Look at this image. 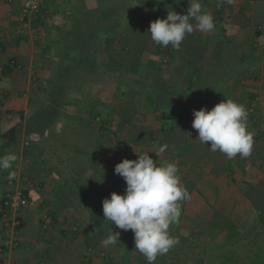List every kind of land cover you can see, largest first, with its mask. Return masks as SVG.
Wrapping results in <instances>:
<instances>
[{
    "label": "crops",
    "instance_id": "1",
    "mask_svg": "<svg viewBox=\"0 0 264 264\" xmlns=\"http://www.w3.org/2000/svg\"><path fill=\"white\" fill-rule=\"evenodd\" d=\"M23 2L0 0V133L15 115L27 118L33 112L54 72L79 61L93 78L71 96L93 106L66 112L73 118L66 120L72 137L85 148L82 154L43 158L26 152L12 162L19 163L12 173L32 185L25 190L28 205L18 211L19 246L8 252V262L147 264L134 248L131 230L110 226L102 213V201L113 192L123 195L126 187L114 174L115 165L142 152H150L157 164L175 163L180 185L190 193L180 202L179 223L169 228L178 244L155 264L264 262L263 0H201L214 31L194 30L179 49L153 44L147 32L167 11L186 14L188 0H44L33 31L19 35ZM112 4L123 7L120 14L111 11ZM74 32L84 44L75 42ZM166 54L169 61L162 64ZM13 60L16 67L4 74L2 68ZM223 99L246 111L254 108L247 119L253 134L247 158L198 150L193 110H211ZM110 230L120 236L105 249L100 241ZM90 248L96 254L87 260Z\"/></svg>",
    "mask_w": 264,
    "mask_h": 264
},
{
    "label": "clouds",
    "instance_id": "2",
    "mask_svg": "<svg viewBox=\"0 0 264 264\" xmlns=\"http://www.w3.org/2000/svg\"><path fill=\"white\" fill-rule=\"evenodd\" d=\"M231 2V0H229ZM186 14L167 11L165 19L150 22L148 34L153 44L179 49L186 35L194 30L214 31L213 17L203 10L201 0H188ZM192 128L196 139L212 152H220L227 159L237 155L244 159L251 155L253 134L247 131L248 113L245 107L232 99H223L211 110H193ZM167 145L159 151L163 153ZM142 152L136 160L124 159L114 167V174L123 178L124 194L115 192L102 201L104 220L116 228L133 233L134 248L142 254L147 264H155L158 256L167 254L178 240L171 236L169 228L178 224L181 201L190 199V193L180 185L179 169L175 163L164 160L157 164ZM16 156L12 153L0 156V170L9 169ZM9 179L13 178L10 174ZM120 232L110 230L100 241L103 248L114 246Z\"/></svg>",
    "mask_w": 264,
    "mask_h": 264
},
{
    "label": "trees",
    "instance_id": "3",
    "mask_svg": "<svg viewBox=\"0 0 264 264\" xmlns=\"http://www.w3.org/2000/svg\"><path fill=\"white\" fill-rule=\"evenodd\" d=\"M253 1H256V0H253ZM40 15L41 14L38 15L36 21H34L33 23H36L37 21H39ZM129 58H130L129 54L128 55L126 54V59L129 60ZM129 62L130 61L125 60L123 64L124 65L126 64L128 66L127 63ZM15 67H16V61L13 60L4 66L2 68V71L4 74H9L12 71V69ZM73 68H68V67L63 66L59 68L56 72H54V75L51 77L49 83L46 85V88L43 91L44 92L43 98L41 99L37 107H35L33 112L27 118H24L23 113H19L10 120V124H8V126L4 127V129L1 128L2 129L0 133V155L1 156H3L2 152H12L11 150L17 149V147L19 146L21 142L22 135H27V136L37 135L38 140L36 142L29 141L31 149L29 147L27 148L28 150H30V152L28 151V153H30V156L36 155V156H42L43 158L45 157L44 149L39 147L41 138L48 137L47 135H49L51 131L50 129L53 128V125L55 123H58L59 119L61 118L64 119L63 122L64 121L66 122V120H73L72 117L69 118L67 116L66 110H65L67 107L75 106V104L78 102V100L73 98L71 94L76 93V92L81 93L85 89H87L85 83H80V82L73 80L74 78H76L75 77L76 74L72 72ZM122 69L125 71L126 75H128L130 78H134L133 77L134 75H132V73L130 74L129 69L127 67H124V68L122 67ZM88 73L90 75V72ZM50 94H54V95L51 96ZM39 112L42 114H48L47 112H50L49 113V115L51 114L50 119L45 118L43 119L41 123H38L36 121L37 116H35V114H38ZM65 128H68L71 131V128L69 126H64V129ZM45 131H48V133H45ZM54 135L56 137V134ZM80 135L82 136V133ZM84 149L85 148L83 147L82 143L80 141H77L76 144H74V149L73 148L69 149V152L67 151V153L68 154L74 153L78 155V154H82V151ZM50 157L52 158V156ZM0 172L3 173L4 170L3 171L0 170ZM3 184L0 183V187L2 189L4 188L3 195L0 198V207L2 206L5 193L8 192V186L6 182ZM24 194L26 195V193ZM0 217H1V214H0ZM16 219L20 223L19 226L17 227V229H19V227L21 226V221H20L18 212L16 214ZM253 262H255V264H264L263 261L259 262L258 260H254Z\"/></svg>",
    "mask_w": 264,
    "mask_h": 264
},
{
    "label": "built area",
    "instance_id": "4",
    "mask_svg": "<svg viewBox=\"0 0 264 264\" xmlns=\"http://www.w3.org/2000/svg\"><path fill=\"white\" fill-rule=\"evenodd\" d=\"M43 7L44 0H24L19 9V27L16 33L25 35L32 32V24L43 11ZM168 61L169 55L166 54L161 63L167 64ZM247 113L249 117L254 116L253 106L248 108ZM12 175V179L7 178L6 180L8 192L5 193L2 206L0 207V264H10L6 256L9 251L19 246L17 227L20 223L16 219V214L28 205V199L24 193L32 185L27 178ZM95 254L92 248L88 249L87 260ZM99 255L103 256L102 253Z\"/></svg>",
    "mask_w": 264,
    "mask_h": 264
},
{
    "label": "rangeland",
    "instance_id": "5",
    "mask_svg": "<svg viewBox=\"0 0 264 264\" xmlns=\"http://www.w3.org/2000/svg\"><path fill=\"white\" fill-rule=\"evenodd\" d=\"M135 4H131V6H134ZM126 7L130 6V4L128 5H125ZM122 6L120 5H116V4H112V7H111V11H117L118 14H120V11L122 10ZM130 9V7H128ZM97 26V24H96ZM82 24H79L76 29H82ZM95 27V23H91V29L92 30L93 28ZM111 27V25L109 26ZM109 27H106V28H109ZM76 32V31H75ZM74 32V33H75ZM73 39H75V42H78L79 45L81 44H84V41H83V36L81 35H77L75 33V36L73 35ZM79 39V40H78ZM82 48V47H81ZM92 53V52H91ZM75 55L77 53H74ZM80 54V53H78ZM85 64V61H83V64L82 62H76L75 63V67L72 69V72H74L76 74V78H74L73 80L74 81H77V82H80V83H85L86 84V80H88V78L92 77V74H91V70L88 69V71L85 69H83V65ZM82 66V67H81ZM84 70V71H83ZM91 74V76L89 75V73ZM111 82V81H109ZM111 83H115L114 81H112ZM111 83H107V84H111ZM98 86L101 85L100 87L102 88V86H104L102 84V82L98 83L97 84ZM86 87H88V84H86ZM116 88V86H115ZM54 93V92H53ZM97 94V93H96ZM51 96L54 95V94H50ZM75 95V94H74ZM98 95L99 96H96V98L100 97L101 95L99 94L98 92ZM36 103H39L38 101ZM97 103V101L95 102ZM38 105V104H37ZM93 104L90 103V101L88 99L85 100V103L83 100L79 99L78 102L75 104V106H70V107H67L65 110L66 112H70V111H77V110H82V109H88L89 107H92ZM48 111V110H47ZM45 112V111H44ZM48 114H42V113H38V114H35V116H37L36 118V121L38 123H41L43 121V119H50L51 117V114L49 115L50 112H47ZM34 118V117H33ZM64 119H59L58 120V123H55L53 125V128H51L50 130V133L49 135H47L48 137H42L41 138V142L39 143V147L43 148L44 149V156L46 158L50 157V156H61V155H67V150L69 151V149L72 148V146H74V144H76V140L77 138H73L72 137V134L70 132V129L68 128H65L64 129V126H67V123L64 121ZM36 124V123H34ZM31 126V125H30ZM29 127V126H28ZM62 132V133H61ZM45 133H48V131H45ZM56 134V137L55 135ZM45 136V135H44ZM30 139H32L29 136L27 135H22L21 137V142L19 144V146L17 147V149L15 150H11L12 154H14L17 159H19L20 157H25V154L26 152H28V146L26 145V142H29ZM53 141V142H52ZM29 148L31 149V147L29 146ZM65 148V149H64ZM63 149V150H62ZM66 150V151H65ZM202 154H206V152L209 150L208 147L204 146V145H201V149H198ZM3 155L5 154H8L9 152H2ZM208 153V152H207ZM60 154V155H59ZM1 156V155H0ZM14 163H12L11 167L9 169H6L4 170L3 173H1L0 175V183H5L6 180H7V177L10 175V174H13V170L14 169H18L19 168V163H16L15 167H14ZM58 168H61L63 169L62 165H57ZM15 172V171H14ZM15 175V174H14ZM1 190V189H0ZM1 192V191H0ZM3 195V192L0 194V198L2 197ZM257 247L259 248V245L257 243ZM234 249H231V251H233ZM224 263H227V260H223ZM259 263V262H258ZM238 264H241L238 262ZM252 264H255V262H253Z\"/></svg>",
    "mask_w": 264,
    "mask_h": 264
}]
</instances>
